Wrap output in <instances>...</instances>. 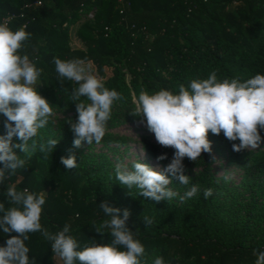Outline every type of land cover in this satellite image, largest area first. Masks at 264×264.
<instances>
[{"label":"trees","instance_id":"trees-1","mask_svg":"<svg viewBox=\"0 0 264 264\" xmlns=\"http://www.w3.org/2000/svg\"><path fill=\"white\" fill-rule=\"evenodd\" d=\"M92 8L93 20L77 30L84 48L72 47L71 25ZM2 19H9L12 29L24 26L31 33L19 51L42 69L37 90L43 96L50 100L56 94L66 95L76 108L72 92L78 84L59 76L54 58L78 59L89 74L121 95L112 106L116 124L144 120L134 115L142 90L175 93L181 84L187 87L213 71L221 80L244 81L264 74V0H0ZM77 116L62 121V130L70 137L74 134L68 123ZM4 119L0 115V134L5 131ZM233 143L239 142L229 141L235 165L264 178V151L245 160L247 150L234 151ZM62 156L66 155L54 147L47 155L37 149L24 158V167L0 185V202L10 206L8 185L43 193L42 225L57 232L69 224L81 247L111 240L110 230L102 227L107 218L99 207L102 202L127 208L129 227L145 248L141 264H153L157 256L166 264H254L253 249H264L261 213L248 212L242 218L213 195L204 198L203 189H213L207 152L195 161L202 171L190 175L201 191L185 205L145 198L79 161L76 168L67 169ZM258 191V198H264V187ZM144 217L151 223L146 224ZM11 235L15 233H0V244ZM29 237L25 243L33 264H63L39 232Z\"/></svg>","mask_w":264,"mask_h":264},{"label":"clouds","instance_id":"clouds-1","mask_svg":"<svg viewBox=\"0 0 264 264\" xmlns=\"http://www.w3.org/2000/svg\"><path fill=\"white\" fill-rule=\"evenodd\" d=\"M31 33L24 26L10 27L9 19L0 20V115L4 119V133L0 134V185L17 169L23 168L25 159L16 151L31 155L37 148L47 155L53 152L58 140L49 138L46 143L34 139L39 130L50 123L53 108L49 100L37 90L42 69L27 54H21ZM55 70L60 77L74 81L72 101L76 102L78 116L68 123L74 134L73 145L82 142L100 143L106 135V124L111 117L114 102L121 100L115 89H109L78 59L54 58ZM84 97L85 100H81ZM134 115L146 121L149 131L164 147L174 149L166 167L154 168L140 160L129 167L118 163L116 180L127 189L136 187L140 195L155 201H169L178 195L169 185L171 178L185 186L181 200L196 197L201 191L198 183H191L185 174L184 159L196 161L202 152H211L209 132L223 135L233 143L234 151L256 148L264 133V74L241 81L238 78L218 79L215 71L207 78L193 79L188 86L181 84L178 92L160 89L149 93L141 91L136 100ZM18 143H13V138ZM31 141V144L29 143ZM163 161L167 153L157 157ZM67 169L77 167L76 155L61 157ZM227 179V177H225ZM213 195V189H203L205 199ZM9 207L0 202V233H15L0 244V264H33L25 241L30 233L39 232L51 243V251L63 264H141L145 248L128 224L130 211L102 202L99 207L107 217L102 227L110 230L108 243L86 244L71 234V226L65 224L57 232H51L41 223L45 195L18 191L14 185L6 187ZM146 224L150 218L144 217ZM97 229V232H100ZM254 264H264V249H253ZM153 264H166L157 256Z\"/></svg>","mask_w":264,"mask_h":264},{"label":"rangeland","instance_id":"rangeland-1","mask_svg":"<svg viewBox=\"0 0 264 264\" xmlns=\"http://www.w3.org/2000/svg\"><path fill=\"white\" fill-rule=\"evenodd\" d=\"M95 11V8L84 11L81 18L71 25L70 45L72 47L84 48L77 36V30L82 23L93 20ZM49 102L53 108V114L50 117V123L34 138L37 144L46 143L49 138L57 139L58 142L55 145L57 151L66 156L74 153L77 161L83 166L92 168L108 179L116 180L115 168L118 163H124L131 167L134 161L140 160L154 168L162 169L171 161L174 149L160 145L156 141L154 133L147 128L145 120L136 125L135 123L116 124L113 118L114 109H112L111 117L106 124V135L100 143L93 142L90 145L87 142H82L80 147H74V137L63 132L62 121L72 118L77 113V109L69 103L67 96L63 94L52 96ZM208 138L211 141V152L207 153L212 159L213 198L224 203L233 212L240 213L242 218H245V214L248 212H257L264 216L262 209L264 198H258V188L264 187V178L252 176L245 169L235 165L230 156V140L223 135V132L220 135L209 132ZM18 142L14 137L13 143ZM29 143L31 144V141ZM245 150H247V154L244 159L248 160L256 152L264 151V141H259L256 148ZM16 151L25 159L30 156L20 153L19 149ZM162 153H167V159L160 161L157 157ZM183 162L186 166L185 174L187 175L198 174L202 171L200 162H189L187 157ZM171 179L172 183L169 187L178 195L168 202L185 205L190 200L180 199L185 191V186L178 184L177 179ZM130 190L140 193L136 187Z\"/></svg>","mask_w":264,"mask_h":264}]
</instances>
